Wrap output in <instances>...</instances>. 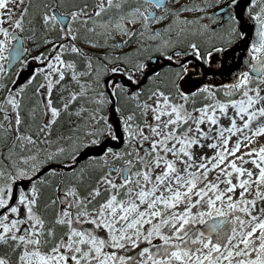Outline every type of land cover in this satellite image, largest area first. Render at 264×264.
<instances>
[{"label":"snow or ice","instance_id":"obj_1","mask_svg":"<svg viewBox=\"0 0 264 264\" xmlns=\"http://www.w3.org/2000/svg\"><path fill=\"white\" fill-rule=\"evenodd\" d=\"M0 264H264V0H0Z\"/></svg>","mask_w":264,"mask_h":264},{"label":"water","instance_id":"obj_2","mask_svg":"<svg viewBox=\"0 0 264 264\" xmlns=\"http://www.w3.org/2000/svg\"><path fill=\"white\" fill-rule=\"evenodd\" d=\"M235 55L239 56L240 55V49H236ZM215 58V57H214ZM232 62V57L229 56L228 59L226 60V63H231ZM219 79V78H218Z\"/></svg>","mask_w":264,"mask_h":264},{"label":"flooded vegetation","instance_id":"obj_3","mask_svg":"<svg viewBox=\"0 0 264 264\" xmlns=\"http://www.w3.org/2000/svg\"><path fill=\"white\" fill-rule=\"evenodd\" d=\"M219 77H217V79H218Z\"/></svg>","mask_w":264,"mask_h":264}]
</instances>
